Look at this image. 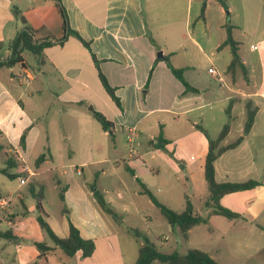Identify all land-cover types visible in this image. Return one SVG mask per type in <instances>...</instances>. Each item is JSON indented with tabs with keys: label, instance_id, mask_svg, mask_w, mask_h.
I'll list each match as a JSON object with an SVG mask.
<instances>
[{
	"label": "crops",
	"instance_id": "obj_1",
	"mask_svg": "<svg viewBox=\"0 0 264 264\" xmlns=\"http://www.w3.org/2000/svg\"><path fill=\"white\" fill-rule=\"evenodd\" d=\"M262 1L264 4V0ZM19 2L20 0H0L1 60L10 58V43L23 27L14 15V8L20 11L33 8L29 6L23 10ZM61 2L68 14L70 27L90 44L93 55L99 61L101 72L120 99L122 109L118 108L105 90L90 50L78 38L70 36L62 45L47 47L42 56L23 53L24 65L0 67L2 148L0 153L4 155L0 173L6 167V160L10 156H14L17 161V167L12 169L11 173L16 176L25 175L28 184L41 174L62 168V177H67L64 188L66 197L70 193V186L74 185L85 202L98 212L99 204L93 193L90 189L85 191L77 186L74 174L83 176L86 169L108 162L116 164L122 160L123 147H128L126 157L128 162L124 167L128 165L132 168L135 176L138 179V176H141L140 180L143 182L144 176L149 178L148 173L154 176L160 173L162 168L160 160L164 157V150L175 155L177 166L173 167L177 168L187 162L183 155L184 149L179 144L182 141L188 144L196 141L202 146L198 155L201 160L198 171L205 178L208 141L196 127L200 125L198 121L202 117L205 118V115L201 112L199 117L194 118L193 114L209 106V103L203 101L200 106L197 104L208 89L191 73L195 71L194 51L197 50L203 56H206V51L194 37L191 25L195 20L193 24L202 23L204 29L210 28L211 0H61ZM203 2L206 3V8L202 17ZM242 2L245 3V0ZM51 4L52 2L48 5ZM217 5L214 8L213 20L217 22L219 30H225L227 33L226 12L219 3ZM180 8L183 10L185 8V14L181 18ZM256 18L253 27L246 25L244 34L248 36V41L243 44L240 42V54L248 71V80L244 79L242 82V77L236 76L234 79L228 78L224 83L219 81L223 89L219 101L225 106L222 112L225 113L226 119L223 122V117H220L214 133L200 125L212 138H217L224 125L229 123L230 130L222 145L231 144L243 136V141L236 148L224 152L217 159L215 178L218 183L250 180L261 183L252 190L224 195L220 200L223 207L241 216L229 219L233 230L246 229L248 233H253L257 229L264 232V23H261L262 14H257ZM235 26L234 29H244V21L241 20L239 25ZM159 52H163V56H169L175 68H184L186 82L200 92L186 94L184 86L175 79L166 62L156 57ZM180 54L183 55L181 58L178 57ZM22 70L32 75L33 79L29 86L20 84L17 79ZM232 101L228 113L227 107ZM248 101L254 104L257 112L251 132L243 135L247 118L245 107ZM94 112L101 113L114 124L111 131L101 129ZM210 117L209 119L215 121L214 114ZM185 118L190 122L189 128L185 129L183 125L177 127L178 134L174 139L167 140L168 144L164 150L155 147L158 141L153 135L151 139L154 141H151L150 150H143L142 145H134V135L138 138L144 131H152L159 127L164 136L163 123L172 121L174 125L180 124ZM117 133L126 137L128 142L126 146H122L120 141L117 142ZM23 136L25 140L22 144ZM41 155H45L46 159L37 165ZM133 155L141 161L140 167L144 169L140 170L144 175L137 173L136 163L139 160H132ZM198 160L196 156L191 155V163L195 164ZM33 161L34 168L29 165ZM167 161L170 162L168 159ZM59 163L61 165L56 167ZM51 164L54 167L50 169ZM24 169L30 170L33 175L23 172ZM78 171H81L80 175ZM102 173L104 175L106 169H102ZM95 178L97 181L98 176ZM192 178L191 173L188 180ZM98 189L104 191L100 183ZM40 190L43 191V187ZM35 191L39 192L36 189ZM208 194L205 181V188L200 195L204 204ZM3 197L5 196L0 193V198ZM187 200L189 198L186 197V203ZM0 213L4 214L3 221L6 225L15 224L11 203ZM196 214L206 217L209 211L203 215ZM99 216H101L99 222L90 219L86 227L74 222V227L79 229L84 239L93 240L95 245L98 240H103L113 248L112 240L116 236L113 228L115 217L104 211L100 212ZM213 217L215 216H211L207 223L200 225L208 224ZM70 222L61 233L55 229L53 231L61 238H66ZM89 227L92 228L91 232L88 229L83 231V228ZM197 227H193L189 235ZM11 234L18 238L12 232ZM1 237L6 238L4 233H0ZM8 240L18 243L20 239ZM94 255L95 252L91 257L83 258L82 253L77 252L71 261L75 264H87Z\"/></svg>",
	"mask_w": 264,
	"mask_h": 264
},
{
	"label": "rangeland",
	"instance_id": "obj_2",
	"mask_svg": "<svg viewBox=\"0 0 264 264\" xmlns=\"http://www.w3.org/2000/svg\"><path fill=\"white\" fill-rule=\"evenodd\" d=\"M49 3H51L49 0H20L18 4L24 10L29 6L46 7ZM217 4V1L211 0L209 9L212 15L209 29H204L202 23L193 24L195 20L191 25L194 37L206 51V56L200 55L197 50L194 51L195 71L191 74H194L201 85L206 86L208 89L202 97L203 100L201 98L200 101H197V104L200 106L202 101L209 103V106H206L204 110L195 111L193 117H199L200 113L204 112L205 118L202 117L198 124L207 127L206 129L210 133H214L216 124L220 122V117H223V122L226 117L225 113L222 112L224 104L219 101L223 91L220 87L221 83L209 73V68H214L224 78V81L230 77L234 79L236 76L237 78L242 77V82L246 79L245 74L239 69L234 75L228 72L232 54L230 47H221L227 35L225 30L217 28V22L213 20L215 19L213 12L214 8L218 6ZM226 4L228 6L227 10L224 9L226 12V25L237 26L243 20L244 29L236 28L232 34L236 41L242 44L243 42L246 43L249 39L244 34L246 25L250 28L253 27L257 20V14H262L261 23H264L263 1L245 0V3H243L242 0H226ZM179 14V18H181L185 14V8L184 10L180 8ZM48 27L50 32L55 33V29L59 25L56 21H51ZM181 56L183 55L180 54L178 57L181 58ZM211 114L215 115V121L209 119ZM168 116L171 119L173 118L171 115ZM184 120L175 125L172 121L163 123L166 140L174 139L178 134L177 127L180 125H183L185 129L189 128L190 122L186 118ZM160 131L158 127L152 131H144L143 135L138 138L134 135V145H142L143 150H150L151 141H154V139H151V135L158 138ZM119 141L122 146L128 144L126 137L117 133V142ZM179 145L184 149L183 155L187 158V162H184L180 167L178 166V169L173 167L177 166L175 155L164 150V157L160 160L162 167L160 173L155 176L148 173L149 178L144 176L145 181L142 180L161 204L167 208L178 213L184 211L187 197L193 205L195 213L203 215L207 210L200 195L205 188V178L198 171V166L201 163L198 155H200L202 146L196 141L193 144L182 141ZM127 153L128 147H123L122 160H119L116 164L108 162L104 165L86 169L83 176L74 174L77 186L85 191L89 190V186L98 176L97 185L99 187L100 183L104 191L99 190L116 213L115 221H113L116 234L112 240L113 248H110V245L103 240H98L95 255L87 264H135L139 247L144 240L137 238L131 229L142 233L162 253L178 252L179 254H185L188 250L196 248L209 253L220 264H264V232L258 229L254 230L253 233H248L246 229L233 230L231 220L223 216H215L208 224L194 228L189 235V239L185 240L180 229L171 226L166 221L160 210L151 204L146 195L142 194V188L136 179L126 171L124 164L128 162V159H126L128 157ZM191 155L199 159L197 163H191ZM3 159L4 155L1 152L0 166L3 165ZM132 160L139 159L134 156ZM29 165L34 168L35 162H30ZM60 165L59 163L56 167ZM140 165L142 163L139 160L136 163L137 173L144 175L140 170L144 167H140ZM49 167L51 169L54 165L51 164ZM102 169H106L104 175H102ZM61 171L63 169L59 168L41 174L23 187L16 179H10L0 173V193L2 196L10 198L11 211L14 213L15 219V224L12 226L6 225L3 221L4 214L0 213V233L10 231L20 239L18 243H15L6 238H0V264H33L34 262H38V264H75L60 249L48 253L46 256L48 262H46L45 257L39 258V251L34 245L37 242L47 243L49 246L55 247L38 223L39 212L36 209V198L31 193L32 188L39 191L43 187V218L58 233L67 228L69 221L76 222L81 227H86L88 226L87 221L90 219L98 222L101 220L99 215L100 212H103L102 209L98 206L97 208L100 211L97 209V212L93 206L85 202L74 185L70 186V193L66 197L64 188L67 177H62ZM191 173L193 178L188 180ZM138 177L141 179V176ZM86 229L92 231L90 227L83 228V231ZM152 264L159 263L155 261Z\"/></svg>",
	"mask_w": 264,
	"mask_h": 264
},
{
	"label": "trees",
	"instance_id": "obj_3",
	"mask_svg": "<svg viewBox=\"0 0 264 264\" xmlns=\"http://www.w3.org/2000/svg\"><path fill=\"white\" fill-rule=\"evenodd\" d=\"M52 2L51 5H47L46 7H33L29 8L25 11H20L17 8H14V15L20 20L23 27L17 33L15 38L10 43V53L11 56L7 60L0 59V67H8L12 68L16 64L24 65L23 53L29 52L35 56H42L45 48L50 47L52 45H62L64 42L70 37L74 36L78 38L88 50H90L92 58L99 70V77L102 81V84L118 106L119 109H122V105L120 99L115 94V89L112 88L106 77L103 75L99 68V61L96 56L93 55L90 44L84 41L81 36L74 31L70 27L68 14L64 5H62L61 0H49ZM225 10H227L228 6L226 4V0H216ZM206 3L203 2L202 5V13L201 16L205 12ZM51 21H56L59 25L56 28L55 33L50 32L48 27ZM227 37L221 47L228 46L230 47V51L232 54V60L230 65L228 66V72L231 75H234L238 69L241 70L245 74L246 79L248 80V71L245 64L242 61V57L240 54L241 43L236 41L233 36L234 26L228 24L226 25ZM220 47V48H221ZM161 60H164L170 69L171 73L174 75L175 79H178L179 82L185 88V93H194L197 94L200 92L197 88L193 87L191 84L186 82L185 79V69L184 68H175L170 61L169 56L160 57ZM151 77V73L149 75V79ZM233 101L230 103L229 107H227V112L229 113V108ZM246 122L244 127L243 135L251 132V129L254 125L255 116L257 112V108L254 106L252 102L246 103ZM94 117L100 123L101 129L106 132L111 131L114 124L108 121L101 113L94 112ZM197 129L202 132L207 141H208V153L205 158V181L208 186V197L205 201V208L209 211V214L206 217H203L199 214L194 213V209L189 200L186 203V209L183 212H175L165 205L161 204V202L156 198V196L147 188V186L135 176V172L132 168L126 165V170L130 173L131 176L135 177L142 188V194L146 195L152 204H154L164 216L166 221L173 227H178L180 229L182 236L185 240L189 238V232L193 227H197L200 224L207 223L211 216H223L228 219H237L240 218V214L235 213L220 204V200L224 195L240 192V191H248L256 188L261 183L255 180L243 181V182H225L218 183L215 178V162L217 159L226 151L236 148L242 141L243 136H240L236 141L228 145H222L223 141L228 135V131L230 130L229 123L224 125L221 133L217 138H212L208 132L201 127L200 125L196 126ZM24 136L22 137L21 143H24ZM155 147L158 149H165L168 141L164 138L163 132L161 131ZM2 148L0 147V150ZM45 155H41L37 160V165L43 163L45 161ZM17 167V161L14 156H10L6 160V167L2 169L1 174L10 178L17 179L18 176L16 174L11 173V170ZM89 189L93 193V197L96 202L99 204L100 208L107 214L116 217L113 209L110 207V204L107 203L104 195L97 187L96 178L94 182L89 186ZM31 193L36 198V209L39 212L38 223L41 228L47 233L48 237L52 240L55 247L49 246L47 243H37L35 242V246L38 249L40 255L39 257H44L48 255L55 248H59L64 252V254L69 257H75L77 252L82 253L83 258L91 257L96 249L95 242L91 239H84L80 231L77 227H74L72 222L69 223V234L66 238H61L53 231L51 226L46 222L43 218V201H44V193L42 190L36 192L34 188L31 189ZM134 235L137 238H142L143 244L140 245L138 250V258L135 264H152L157 261L159 264H220L218 263L209 253L200 250V249H190L185 254H179L178 252L172 253H162L158 250V248L151 243L147 237H145L142 233L137 230L131 229ZM4 237L8 239H12L14 241H18V238L12 236L11 232L4 233Z\"/></svg>",
	"mask_w": 264,
	"mask_h": 264
},
{
	"label": "built area",
	"instance_id": "obj_4",
	"mask_svg": "<svg viewBox=\"0 0 264 264\" xmlns=\"http://www.w3.org/2000/svg\"><path fill=\"white\" fill-rule=\"evenodd\" d=\"M209 73L212 74V76L218 79L221 83H224L223 77L219 75L218 72L214 68H210ZM31 77H32L31 73H29L26 70H22V72L18 74L17 79L19 80L20 84L24 86H29L33 79ZM23 172H26L29 175H33V173L28 169H24ZM78 174L80 175L81 171H78ZM17 180L20 186H23L25 185V183H27V178L25 177V175H19ZM10 203H11L10 198H6V197L0 198V211L7 208L10 205Z\"/></svg>",
	"mask_w": 264,
	"mask_h": 264
},
{
	"label": "water",
	"instance_id": "obj_5",
	"mask_svg": "<svg viewBox=\"0 0 264 264\" xmlns=\"http://www.w3.org/2000/svg\"><path fill=\"white\" fill-rule=\"evenodd\" d=\"M162 56H163V52H159L156 57H159L160 58Z\"/></svg>",
	"mask_w": 264,
	"mask_h": 264
}]
</instances>
